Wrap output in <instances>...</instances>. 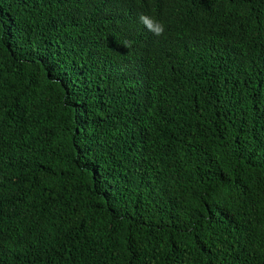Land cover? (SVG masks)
Instances as JSON below:
<instances>
[{"label":"trees","instance_id":"1","mask_svg":"<svg viewBox=\"0 0 264 264\" xmlns=\"http://www.w3.org/2000/svg\"><path fill=\"white\" fill-rule=\"evenodd\" d=\"M0 264H264V0H0Z\"/></svg>","mask_w":264,"mask_h":264},{"label":"clouds","instance_id":"2","mask_svg":"<svg viewBox=\"0 0 264 264\" xmlns=\"http://www.w3.org/2000/svg\"><path fill=\"white\" fill-rule=\"evenodd\" d=\"M139 22L150 32H152V34L154 36H162L164 35V31H165V25L162 21H159L157 19H155L154 17L145 14V13H141L138 16ZM131 42L127 43V46H130Z\"/></svg>","mask_w":264,"mask_h":264}]
</instances>
